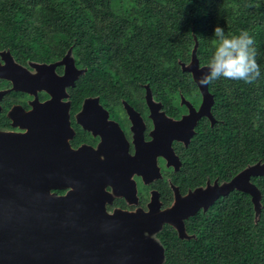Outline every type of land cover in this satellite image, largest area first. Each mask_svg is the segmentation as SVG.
<instances>
[{
  "label": "trees",
  "instance_id": "obj_1",
  "mask_svg": "<svg viewBox=\"0 0 264 264\" xmlns=\"http://www.w3.org/2000/svg\"><path fill=\"white\" fill-rule=\"evenodd\" d=\"M216 26L228 37H252L260 74L208 84L218 124L199 129L186 159L204 177L200 184H223L264 163V0H0V52L39 61L69 51L82 69L69 90L73 108L87 97L134 99L148 84L166 114L179 118L180 96L199 100L179 63L190 61L195 38L199 66H207ZM250 182L260 193L258 214L248 194L219 197L185 222L188 239L170 228L156 235L163 264H264V176Z\"/></svg>",
  "mask_w": 264,
  "mask_h": 264
},
{
  "label": "water",
  "instance_id": "obj_2",
  "mask_svg": "<svg viewBox=\"0 0 264 264\" xmlns=\"http://www.w3.org/2000/svg\"><path fill=\"white\" fill-rule=\"evenodd\" d=\"M194 41L189 63L179 64L182 72L192 76L201 95L199 109L195 111L180 96V104L186 105L189 113L174 121L161 111L160 103L154 104L157 153L169 162L175 159L172 141H183L186 145L195 123L202 117L213 124L210 114L213 96L208 85L199 84L208 69L199 66L195 38ZM0 54L8 55L5 51ZM10 59L9 55L4 58L6 62ZM68 62L71 70L66 67L64 75L55 79L59 93L44 87L51 99L23 118L20 126L26 132L0 131V264H163L164 249L153 238L163 224L172 226L179 239H188L184 220L201 208L205 211L216 199L234 190L248 194L254 210H259L260 193L250 178L264 176V163L244 169L229 182L197 190L195 195L189 193L180 198L175 194L174 204L166 210H159L158 195L154 193L146 212L108 215L104 209L106 179L95 182L91 178L96 167L95 162L90 166L91 152L86 148L73 151L67 144L71 136L68 104L61 100L66 98L65 87L72 86L83 73L74 68L72 60ZM3 70L0 67V78L10 80L13 90L32 86L30 80L12 78ZM89 101L86 99L84 103ZM92 101L97 103V99ZM146 101L152 102L148 90ZM50 108L55 109L54 115L40 117V110ZM153 174L159 177L157 168ZM66 189L62 196L54 193ZM118 189L124 193L129 190Z\"/></svg>",
  "mask_w": 264,
  "mask_h": 264
},
{
  "label": "flooded vegetation",
  "instance_id": "obj_3",
  "mask_svg": "<svg viewBox=\"0 0 264 264\" xmlns=\"http://www.w3.org/2000/svg\"><path fill=\"white\" fill-rule=\"evenodd\" d=\"M8 55L11 61L6 62L4 58H8ZM8 55L0 54V67H4L3 71L12 78L20 77L27 82L30 80L32 86L24 90H13L10 80L0 78V93H2L0 95V131L23 134L26 132V128L23 129L20 126L24 121L23 118L34 111L37 105H45L52 97L49 90L47 91L44 87H49L54 94L59 93L55 79L64 75L66 67L70 70L71 67L67 66L69 63L67 53L60 58L39 61ZM73 65L76 70H82L75 65L74 61ZM72 86L65 87L66 98L61 100L68 104L67 121L71 136L67 144L70 150L86 148L91 152L93 164L90 166L93 167L94 162L96 164L91 178L95 182L106 179L104 192L107 198L104 199V209L108 215L113 212L134 213L137 210L146 212L154 193L158 195L159 210L163 211L174 204L175 194L184 198L189 193L195 195L197 190L221 185L216 179L213 181L207 179L200 184L204 177L200 179L201 173L192 169L186 162L187 157L193 155L192 142L196 140L199 129L206 131L218 124V120L212 114L213 106L210 114L214 123L211 125L207 117L199 119L193 127L187 146L183 141H172L170 147L175 159L169 162L157 153L155 139L157 117L154 114V104L156 106L159 102L148 84L141 85L139 95L134 99L120 98L116 101L108 96L103 97V100L99 97H87L86 99L90 100L87 104L84 103L86 100L84 99L75 108L69 98V90ZM147 90L152 100L149 104L146 101ZM198 95L199 100H188L195 111L202 103L199 92ZM94 99H97V103L92 101ZM178 107L182 110L179 118L168 116L162 104L161 111L166 117L178 121L189 113L186 105L181 106L178 103ZM54 113L55 109L51 108L39 111L42 118L51 117ZM156 168L159 177L153 174ZM100 171L105 173H98ZM96 172L98 175L95 174ZM197 181L200 182L197 183ZM121 187H128V193L116 191ZM67 190L54 193L62 196ZM205 211L201 208L193 216ZM188 219L184 220V227ZM166 228L175 230L172 226L163 224L159 232ZM157 234L153 237L156 241Z\"/></svg>",
  "mask_w": 264,
  "mask_h": 264
},
{
  "label": "clouds",
  "instance_id": "obj_4",
  "mask_svg": "<svg viewBox=\"0 0 264 264\" xmlns=\"http://www.w3.org/2000/svg\"><path fill=\"white\" fill-rule=\"evenodd\" d=\"M213 36L218 43L207 64V74L199 79L200 85H208L221 78L251 82L259 76L253 39L246 31L228 37L222 27L216 26Z\"/></svg>",
  "mask_w": 264,
  "mask_h": 264
},
{
  "label": "rangeland",
  "instance_id": "obj_5",
  "mask_svg": "<svg viewBox=\"0 0 264 264\" xmlns=\"http://www.w3.org/2000/svg\"><path fill=\"white\" fill-rule=\"evenodd\" d=\"M69 60H72L73 61V57L70 55V56H68V61ZM189 63V62H188ZM78 71V70H77ZM79 71H82V70H79ZM191 79H192V76H191ZM193 81V80H192ZM198 90V89H197ZM199 92V91H198ZM200 94V93H199ZM201 96V95H200ZM184 101L185 102H187L188 103V100L187 99H184ZM181 103V102H180ZM179 103V104H180ZM181 105V104H180ZM182 106V105H181ZM213 123H214V121H213ZM210 124L212 125V123H211V121H210ZM188 144V143H187ZM187 146V145H186ZM255 212H256V214H258V211L257 210H255ZM160 244V243H159Z\"/></svg>",
  "mask_w": 264,
  "mask_h": 264
}]
</instances>
